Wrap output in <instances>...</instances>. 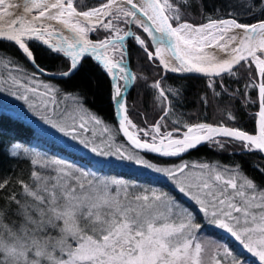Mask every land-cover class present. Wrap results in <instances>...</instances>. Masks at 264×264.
<instances>
[{
	"label": "snow or ice",
	"instance_id": "1",
	"mask_svg": "<svg viewBox=\"0 0 264 264\" xmlns=\"http://www.w3.org/2000/svg\"><path fill=\"white\" fill-rule=\"evenodd\" d=\"M256 3L264 6V0ZM181 4L187 5L188 0H105L98 7L81 10L76 0H23V14L16 15L14 9L20 5L15 0H0V40L17 46L40 73L45 69L36 63L30 41H38L52 52L63 54L68 66L59 74L64 78L72 76L85 57L94 58L112 81V99L120 110L119 129L131 148L114 146L111 138L100 144L84 137L89 121L95 125L102 123L95 115L80 116L79 124H60L46 115L41 118L98 156H114L169 177L179 185L181 193L198 205L210 224L231 234L264 264V189L243 175L238 167L221 169L208 163L159 167L136 151L174 157L202 143H215L223 148V142L216 139L223 137L240 142L249 151L264 153V20L249 24L235 17L209 18L206 24L194 25L182 21ZM121 23L142 29L156 43L155 51L149 49L140 35L121 28ZM98 29L108 35L93 41L89 34ZM65 30L70 35H65ZM128 37L165 71L219 77L221 87L225 74L238 78L236 66L248 68L250 74L256 72L259 83L253 81L251 87L258 88V134L223 123H185L186 131L177 128L175 134L162 132L165 127L162 123L139 127L129 117L125 104L127 85L136 79L127 68L124 41ZM207 49L216 51L209 53ZM17 70L22 71L18 66ZM35 76L33 73L34 85L37 84ZM10 79L25 88L22 95L12 93L17 99L29 102L27 93L31 92L48 96L54 107L56 90L48 84L27 87L15 77ZM41 86L45 90L42 93ZM150 87L158 93L156 100L163 120L172 112V98L178 97L180 90L163 88L159 81ZM208 87L215 95L221 94L215 91V79ZM73 99L80 107L79 98ZM227 115L228 119H235L231 113ZM77 128L81 130L79 135ZM104 131L109 129L105 127ZM32 163L48 167L39 160L34 159ZM53 163L57 164L56 176L45 177L33 172L35 186L18 181L23 194L36 204H21L15 194L7 197V202L19 206L18 214L23 216L24 222L19 228L3 222L5 211L0 208V264H242L227 248L212 246L209 255V247L197 235L201 225L193 213L166 193L150 189L130 191L129 186L119 181L98 179L71 165ZM7 184V180L0 181V190Z\"/></svg>",
	"mask_w": 264,
	"mask_h": 264
},
{
	"label": "trees",
	"instance_id": "2",
	"mask_svg": "<svg viewBox=\"0 0 264 264\" xmlns=\"http://www.w3.org/2000/svg\"><path fill=\"white\" fill-rule=\"evenodd\" d=\"M187 6L190 15L182 17L183 21L194 23V17H200V22L211 19H228L235 17L242 23H253L264 20V6L258 5L256 0H189ZM97 41L96 37H92ZM127 59L136 75L133 91L127 98L129 117L135 124L157 123L162 117L161 108L157 109L156 92L150 87L154 80L159 78L163 88L179 89L180 95L172 98V115L184 118L185 123L207 122L211 124L224 123L225 125L239 128L248 133L256 131V110L259 109L258 97L254 92L249 94L250 99L257 103H246L247 97L243 85L257 80L255 72L248 68L238 67V78L225 75L222 80L224 89L220 88L221 78L216 79L215 95L212 88L207 87V80L200 78H181L165 73H159L158 63L149 60L141 48L133 40L126 42ZM36 63L40 68L52 73H60L68 66V59L53 53L36 43H29ZM150 49H152L150 47ZM0 57L12 61V65L24 72L36 73L29 65L26 57L12 43L0 41ZM156 65H155V64ZM41 81L53 85L60 94L78 97L83 106L93 115L97 116L104 125L112 127L118 139L127 147L128 145L120 137L111 103L110 83L102 68L92 59L83 61L80 69L71 77L63 80H52L36 73ZM146 77V80L142 78ZM151 78V79H150ZM206 100V102H205ZM228 113L235 117L228 119ZM165 118V117H164ZM151 120V121H150ZM182 122V121H181ZM183 122V123H184ZM175 127V126H174ZM224 142V147L216 148L210 143L200 147L179 159H163L143 155L150 162L168 166L170 164L208 163L216 164L222 168H239L241 173L252 179L261 189H264V159L260 154L248 152L240 142L219 139ZM32 144H35L61 158L72 161L80 166H91L89 159L81 154L64 148L53 141L47 135L39 132L31 125L13 116L8 111L1 109L0 105V181L7 180L8 184L0 190V208L5 211L4 223L12 228H19L24 222L19 215V206L14 202H7L9 195L15 194L21 204L31 205V197L23 194L18 181L23 180L29 185L35 186L31 178L33 172H39L32 163V156L28 154ZM39 148V149H40ZM129 148V147H128ZM33 150V149H32ZM41 150V149H40ZM44 151V152H45ZM98 168L101 175L130 174L113 167ZM82 169V167H81ZM107 172V173H106ZM110 173V174H109ZM41 174V172H40ZM45 174V173H44ZM44 174H41L42 176ZM121 179L123 177L116 176ZM128 179H125L127 181ZM206 234L212 239L226 241V239L214 230H206ZM253 262L251 259H248Z\"/></svg>",
	"mask_w": 264,
	"mask_h": 264
},
{
	"label": "rangeland",
	"instance_id": "3",
	"mask_svg": "<svg viewBox=\"0 0 264 264\" xmlns=\"http://www.w3.org/2000/svg\"><path fill=\"white\" fill-rule=\"evenodd\" d=\"M104 2L105 0H76V3L80 6L81 10H87L92 7H98ZM188 9H189V6L181 4V12H182L181 19L183 16H186V15L191 16ZM193 19H194V23L189 22V21L187 22L194 24V25H202V24H206L209 22V18L207 19V21H204L203 23L200 22V17H194ZM120 27L123 28L125 31L130 30V25H124L121 23ZM131 31L135 33L136 35H140L141 38H144L150 49L151 43L146 33L139 30V28L135 26H131ZM106 35L108 34L103 29H98L96 32L90 33L89 38L92 39V37H96L97 39H103ZM131 40L134 41L133 38H131ZM154 62L158 63V61H154ZM5 65H7V67ZM158 67H159V63H158ZM253 68H254V65H253ZM159 73L161 75H164L165 72L163 71L162 68L159 67ZM255 74L257 77L256 83L258 84L259 83L258 75L256 72ZM36 76H35V80L37 81V84L34 85L32 83L31 73L24 72V71H18L17 66L8 64V60H4V59L0 60V105H1V109L5 110L6 112L8 111L13 116L18 117L22 121L31 125L36 130L47 135L53 141L57 142L61 146H64L68 148L69 150L77 152L81 154L82 156H84L85 158L92 160L93 163L97 164V167L117 168L119 170H122L124 173L130 174V176H126L124 174H115L116 176L128 179L127 181H125V179H121L116 176L101 175L100 173L102 172L98 170V168H95V166L86 167V166H80L76 163L74 164L72 163V161H68V160L61 158L60 155H55L51 152L50 153L46 152L45 150H42V148H40L39 146L32 144L31 146H29L31 149L27 151L28 154L32 156L33 160L34 159L39 160V161H42L43 164L48 165V167H41L39 163L34 164L37 170H39V173L40 172L41 174L45 173L43 175L45 177L56 176L57 173L54 169L57 166V164L53 162H58V163L62 162L63 164L73 166V168L75 169H81L82 167L81 170H85L91 174H94L95 177L98 179H103V180H108V181H119L121 184L129 186L130 191L150 189V190H155L158 192H164L168 196H170L175 202H177L179 205L190 210L193 213L195 221L201 225L197 235L199 239L204 241L206 243V246L209 247V255L212 254V246H219L220 248H227L232 253V256L235 259L241 261L242 264H260L258 257H255L254 255L249 253L237 240H235L234 237L231 236V234H229L223 229L216 227L215 225L210 224L208 221V218L204 217L203 214L200 213L198 209V205H196L195 202L192 201L184 193H181L179 191V185L176 184L172 179L164 176L163 174L153 172L151 169L144 168L142 166L136 165L133 162H130L127 160H120L114 156H107V157L98 156L95 153H92L89 149L84 148L83 145H81L78 140H73L71 137L65 136L63 133L53 128L51 124L46 123L45 120L41 118L42 115H46L48 119L54 122H58L60 124H71L73 122H75L76 124H79L80 116H85V118H87L88 116L93 115L90 111H88L83 106L80 99L78 101L80 107H78L77 102L74 101L73 97L65 95V94H60V92H58V89L56 87L48 83L46 84H48L49 86H51L52 88L56 90L54 107H53V103L49 101L48 96L33 94L29 92L27 93L29 96V102H25L22 99H17L16 95H12L13 92H15L17 95L24 94L25 88L18 87L17 85L13 84L10 77H15L17 80L25 84L27 87L39 86L40 84L45 83V82H41ZM142 78L146 80V77L144 75H142ZM154 81H159V78ZM159 83L161 84L160 81ZM245 85H249V87L246 88ZM245 85H243V90L245 91V95L247 97L246 103H252V104L257 103L250 99L249 94L251 92H254L256 96L258 97V88L251 87V81ZM161 87L163 86L161 85ZM39 90L41 93L45 91L42 86L40 87ZM155 92L157 96L158 93L156 90ZM30 104L32 105V107L29 106ZM45 104L48 105L46 109L44 107ZM255 112L256 113L259 112V109L256 110ZM161 115L163 116L162 111H161ZM74 117L76 118L75 121L73 120ZM181 121L179 118L173 116L171 112L163 120H161L160 118L157 121V123L164 124L165 127L162 128V132H166V131L174 130L173 129L174 126H175L174 127L175 129L179 128L180 130H184L185 129L183 127V125L185 124L184 118H181ZM146 124L147 126L137 123L139 127L147 128L152 125V122L151 123L148 122ZM187 124H191V123H187ZM105 127L109 129L108 132L104 131ZM80 132L81 130L77 128L78 135L80 134ZM83 136L95 141L96 143H100V144L108 142L109 138H111V142H113L114 146L122 145L124 148H128L123 142H121L118 139V136L115 130L112 127H108L104 125L103 123H101L100 125H95L94 123L89 121L87 128L83 131ZM210 144L216 148L220 147L218 144H215V143H210ZM153 164L159 167H166V168H175L181 165V163L174 164V165L170 164L168 166L159 165L156 163H153ZM212 166L218 167L216 164H213ZM220 168L224 169L222 167ZM187 171L188 169H186V172ZM191 171L198 172L199 169H191ZM36 203H37L36 201L32 200L31 205L36 204ZM41 207H43V205H41ZM29 211H33L32 208H29ZM33 215H35L34 211H33ZM206 230L216 231L221 236H223L226 239V241H221L215 238L212 239L206 234ZM248 259H251L253 262H250Z\"/></svg>",
	"mask_w": 264,
	"mask_h": 264
},
{
	"label": "water",
	"instance_id": "4",
	"mask_svg": "<svg viewBox=\"0 0 264 264\" xmlns=\"http://www.w3.org/2000/svg\"><path fill=\"white\" fill-rule=\"evenodd\" d=\"M17 4H19L20 5V12H19V15H21V14H23V0H19L18 2H17ZM258 22H260V21H257V22H255V23H258ZM57 28H60V26H56ZM131 30V29H130ZM64 32H66V30L64 31ZM147 35V34H146ZM157 35V37L159 38V33H157L156 34ZM148 37V36H147ZM149 38V40H150V42H152L153 43V45H155V42L152 40V38L151 37H148ZM127 39H129V37L128 38H126V40ZM125 40V41H126ZM0 41H3V42H8V41H6V40H0ZM124 41V42H125ZM8 43H12V42H8ZM29 43H36V44H39V45H41L42 47H44V48H46V49H48L47 48V46H45V45H43L42 43H40V42H38V41H35V40H33V41H30ZM13 44V43H12ZM18 48V47H17ZM154 48V47H153ZM48 50H50V49H48ZM155 50V49H154ZM51 51V50H50ZM59 55H61V56H63V54H59ZM170 55V54H169ZM64 57V56H63ZM66 58V57H65ZM27 59V58H26ZM86 59H92L93 61H95L101 68H102V66L94 59V58H92V57H85L82 61H81V63H80V66H79V69H80V67H81V65H82V63H83V61L84 60H86ZM27 61H28V63H29V65L31 66V68L36 72V73H38L39 75H41L42 77H45V78H48V79H52V80H63V79H66V78H64V77H62L59 73H52V72H48V71H45L44 73H40L39 71H38V69L36 68V67H34L33 65H32V63L27 59ZM127 61V68H128V71L130 72V73H132L133 75H134V72H133V70H132V68H131V66H130V63H129V61L128 60H126ZM243 63V62H242ZM237 68L239 67V66H236ZM78 69V70H79ZM77 70V71H78ZM103 70V69H102ZM164 70V69H163ZM235 70V69H234ZM76 71V72H77ZM165 71V70H164ZM75 72V73H76ZM103 72L105 73V71L103 70ZM74 73V74H75ZM165 73H168V74H171V75H174V76H178V77H198V78H205V79H216V78H219V77H216V78H210V77H206V76H203V75H201V74H195V73H173V72H170V71H165ZM73 74V75H74ZM106 75V74H105ZM226 75V74H225ZM224 75V76H225ZM107 77H108V79L110 80V83H111V103H112V106H113V110H114V117H115V121H116V125H117V129H118V132H119V135H120V137L124 140V142L131 148V145H130V143L127 141V138L126 137H124L123 136V133H122V131H120V129H119V120H120V116L118 115V113H119V108H118V106L115 104V102L113 101V99H112V94H113V86H112V81H111V79H110V77L108 76V75H106ZM71 77V76H70ZM69 78V77H68ZM135 81H136V79L135 80H133V81H131L128 85H127V88H126V91H125V104H126V106H127V98H128V96H129V94L131 93V91H132V89H133V87H134V85H135ZM120 84H121V87L122 88H124V81L123 80H121L120 81ZM259 113V112H258ZM258 113H257V117H258V120H257V123H256V131H255V133H249V134H258V123H259V116H258ZM217 140L218 139H228V138H223V137H217L216 138ZM206 144H208V143H202L201 145H199L197 148H195V149H192V150H189L188 152H185V153H183L182 155H180V156H174V157H162V156H159V155H157V154H153V153H146V152H143V151H141V150H136L137 152H139L140 154H143V155H148V156H152V157H155V158H163V159H179V158H181V157H184V156H186L187 154H189V153H191L192 151H194V150H196V149H198V148H200V147H203V146H205ZM250 152H252V153H257V154H260L262 157H263V159H264V153H262V152H260V151H258V150H252V151H250Z\"/></svg>",
	"mask_w": 264,
	"mask_h": 264
},
{
	"label": "bare ground",
	"instance_id": "5",
	"mask_svg": "<svg viewBox=\"0 0 264 264\" xmlns=\"http://www.w3.org/2000/svg\"><path fill=\"white\" fill-rule=\"evenodd\" d=\"M19 0H15V2L17 3ZM14 12L16 13V15H19V12H20V8H17V9H14ZM253 23H255V22H253ZM56 26H59V25H56ZM131 26H135V25H130V29H131ZM136 27V26H135ZM139 30H141V31H143L142 29H139ZM64 34L65 35H70V33H68L67 31L66 32H64ZM150 41V40H149ZM3 42V41H2ZM151 43V47H152V50L153 51H155L154 49L156 48V43H155V45H153V43L152 42H150ZM137 46L139 47V48H141L138 44H137ZM154 47V48H153ZM142 49V48H141ZM142 51L144 52V50L142 49ZM207 51L209 52V53H211V52H215L216 50L215 49H207ZM217 55L218 56H220L221 58H223V54H221V53H219V52H217ZM159 63V62H158ZM131 66V65H130ZM159 66H160V68H162L163 69V67H162V65H160L159 64ZM133 70V69H132ZM164 71V70H163ZM133 72H134V70H133ZM165 72V71H164ZM134 75H135V72H134ZM136 76V75H135ZM165 76V73H164V75H163V77ZM107 77V76H106ZM178 77V76H177ZM108 78V77H107ZM181 78H189V77H181ZM191 78V77H190ZM193 78H198V77H193ZM48 79V78H47ZM200 79H204V80H207V86H208V84H209V82L212 80V79H205V78H200ZM216 79H218V78H216ZM215 79V80H216ZM109 80V79H108ZM109 83H110V80H109ZM223 85V84H222ZM216 86H217V84H216ZM134 88V87H133ZM220 88H221V90L222 89H224L225 87H224V85H223V87H221L220 86ZM110 90H111V83H110ZM132 91H133V89H132ZM131 91V92H132ZM158 102V101H157ZM157 109H159L160 108V105L159 104H157ZM258 113V112H257ZM257 113H256V115H257ZM201 123H207V122H201ZM257 123V122H256ZM208 124H211V123H208ZM220 124V123H219ZM224 124V123H223ZM212 125H217V124H212ZM226 126H228V125H226ZM229 127H231V126H229ZM173 129L175 130V128L173 127ZM174 130H171V131H173L174 132V134H175V131ZM181 132H183V131H186V129H184V130H180ZM64 147V146H63ZM65 149H66V147H64ZM248 152H250L249 150H247ZM90 164L91 165H93V166H97V164H95V163H93V161L91 160L90 161Z\"/></svg>",
	"mask_w": 264,
	"mask_h": 264
},
{
	"label": "flooded vegetation",
	"instance_id": "6",
	"mask_svg": "<svg viewBox=\"0 0 264 264\" xmlns=\"http://www.w3.org/2000/svg\"><path fill=\"white\" fill-rule=\"evenodd\" d=\"M129 40H131V39H129ZM129 40H127V41H129Z\"/></svg>",
	"mask_w": 264,
	"mask_h": 264
}]
</instances>
